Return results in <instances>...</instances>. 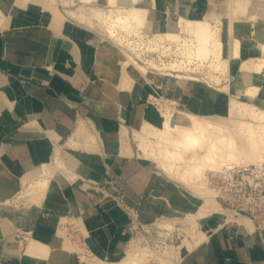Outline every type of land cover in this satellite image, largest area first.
<instances>
[{"label": "crops", "instance_id": "0c3cea01", "mask_svg": "<svg viewBox=\"0 0 264 264\" xmlns=\"http://www.w3.org/2000/svg\"><path fill=\"white\" fill-rule=\"evenodd\" d=\"M122 1L118 0V4L133 10L137 25L150 29L153 21L169 18L171 14L189 17L197 0H141L138 4L135 0ZM82 4L110 7L105 0H69L67 4L60 2L59 6L66 11ZM15 6L13 0H0V7L9 14L17 12ZM39 18L25 12L20 20L15 15L8 28H0V216L8 217L14 226V229L3 234L0 222V243L3 239L5 241L0 248L3 253L18 249V234L25 233L30 237H27L23 253L30 240L36 239L44 242L48 249L43 264H80L72 250L74 245L71 244V249L67 248L65 236L60 240L56 235L62 220L65 221L63 218L73 216L79 218L91 253L99 250L106 257H112L123 253L128 244L127 221L109 203L92 201L85 181L99 180L103 176V161L100 160L102 166L99 165V158L97 163L94 162L92 153L95 148L97 151L99 148L98 153L105 157L106 162L119 166L125 164V169L129 163L108 150L106 141L110 137L106 132L100 134L103 146L99 147L98 140L93 146L90 139L93 133L82 118L90 119L94 127L101 130H122L125 127L130 133L131 124L133 133L138 85L135 84L131 96L123 92L119 82L120 71L104 64L101 51L95 52L92 67H84L74 57L77 49L75 43L37 22ZM76 22L91 28L88 23ZM211 22L213 25L217 23L214 19ZM247 56L251 57V54ZM178 90L180 88L175 85L174 93L182 99ZM5 91H8V97ZM249 99L251 101H247L251 104H258L255 98ZM35 132L48 139L45 145L37 141L39 137L34 135ZM66 139L58 150L76 158L79 149L86 150V159L78 160L91 169L93 175L89 174L78 181L56 175L49 182L46 195L40 202L27 198L22 200V206L14 204L23 184L22 171L35 164L36 156L47 163L55 153L56 143ZM113 168L116 167L113 165ZM136 168L138 180L127 181L128 188L133 193L137 191L144 195L145 202L153 204L151 209H147L151 215L163 212L162 207L166 203L194 201L193 191L183 183L178 185L172 181H162L154 175L151 177V171L137 165ZM124 181L121 180L122 184H126ZM95 224L106 233L104 243L96 232ZM215 229L218 238L211 235L207 242L214 244L206 248L207 253L204 254V247L200 244L193 252L187 253L180 264H264V234L251 233L240 226L225 227L221 223Z\"/></svg>", "mask_w": 264, "mask_h": 264}, {"label": "bare ground", "instance_id": "6f19581e", "mask_svg": "<svg viewBox=\"0 0 264 264\" xmlns=\"http://www.w3.org/2000/svg\"><path fill=\"white\" fill-rule=\"evenodd\" d=\"M13 1L16 4V13L12 11L13 13L6 14L0 7V27H9L15 15L20 20L22 14L25 13L26 7L30 3L34 4L41 11V16L37 22L45 24V27L53 29L57 33L63 32L64 28L68 26L69 28L66 32H68L72 43L80 46L81 53L83 54L82 65L84 67L93 66L96 52L95 45L98 42L104 44L103 40L93 32L75 26L71 19L61 13L56 0ZM105 1L110 4V7L100 9L93 15L102 22V28H107H104V30H106L110 37L116 36L117 33H122L119 27L126 28L137 25L134 20V12L131 8L119 5L118 0ZM140 1L135 0L137 4ZM69 13L72 19L82 18L86 20L87 17V13L79 8L69 10ZM212 19L228 20V30L230 33L228 43L224 41L222 33L219 31L222 27L218 31L213 29ZM27 23L29 22L27 21ZM180 24L184 26L181 30H185L186 33L189 32L194 36L193 44L191 40L189 41V38L184 36L188 33L185 34L177 31L181 27ZM221 24L219 26H222ZM150 28L157 34V38L153 37L151 40L153 43L161 39H167L171 43L177 42L181 44L175 51L177 54H179L178 49H181V46L184 47L182 53L185 58L183 60L175 59L171 62L172 68L181 66L183 68L184 64L193 63L195 60L205 61L213 57L211 64L213 70L227 73L232 63L236 65L242 57H246L249 53L251 56L257 52L261 54L264 48V0L253 2H246V0H197L189 17L171 14L169 18L166 17L162 20L153 21ZM136 33L140 34L141 32L136 31ZM121 35L122 41L120 42L126 44L128 32H123ZM129 44L131 45V41L128 42ZM227 44L228 46H226ZM139 45L140 43H137L134 47L137 49ZM172 47L170 45L167 52L173 50ZM226 50H229L228 56H225L227 54L225 52ZM131 61L128 57H124L122 63H119L120 87L123 92L128 93L134 89V83L136 82V79L133 77L134 75L132 76L131 74V68H134L136 72H138L137 69H140L141 72L144 71L145 75L148 74L149 77L153 76V72H150L137 62L132 61L133 63H131ZM148 64L153 68L160 66L154 61H149ZM157 81L161 83V77ZM175 85L181 87L180 91L178 90V94L187 103V106L192 107L191 109L193 111L196 110V112L179 111V114H177L175 110L169 109L162 113H159L157 110H147L146 114L158 124V127H156L145 122L143 117L145 112L143 113L142 108L138 109L134 122L135 132L137 134L143 132V135L157 137L150 145L143 147L146 158H156V162L171 178L182 183L185 182L186 184H190L191 181H201L203 183L205 181L206 170H219L224 165H230L236 161L239 162L241 158L253 156V160L256 158L263 162L264 56L261 55L260 58L255 57L245 60L238 76L231 83L217 88L218 90L223 89L225 91L223 93H219L213 89L212 91L208 90L203 84L197 81L195 85H192L195 86L194 89L198 90L196 94L200 97L191 100L189 99V95L184 94V91L190 88L185 78L180 79ZM243 88L246 90L244 96L251 99L255 98L258 104L244 102L237 99V97L234 98L232 95H227L240 93L238 89ZM7 93L8 91H5V95L8 97ZM37 104L39 105L38 101H36V106H38ZM198 111L204 115L200 116L201 114L197 113ZM220 112L228 116H220ZM102 132H106L110 137L106 141L108 150L124 158L123 148L126 145L125 133L122 130H109L107 128L103 129L100 133ZM34 135L39 136L37 140L39 143L43 145L47 143L48 139L42 136V134L35 132ZM238 136H243L247 140L249 150L245 148V145L238 139ZM49 148L51 147L49 146ZM42 149L45 150V147H42ZM54 162L59 170H63L64 165L58 156V150L56 151ZM32 165L31 167H26L22 171V174L20 173L21 181L28 188L27 192L30 194L29 199L40 202L44 195H46L49 182L53 177V172L49 169L53 167V164L51 162H41L39 156H36L35 164ZM71 165L74 169L76 168L75 162ZM84 168L87 172L85 173L86 175H93L91 169L85 165ZM71 177L74 176L71 174ZM252 186H255V181H253ZM204 208L203 205L202 209ZM205 210L197 216L190 215L188 217L192 223L189 232L193 237V243L197 245L207 242V234L203 231L196 230L199 221L204 223L206 219L212 218L208 214L209 212L207 213ZM0 222L3 228V234L14 229L13 223L8 217L0 216ZM98 222L101 221L98 220ZM239 225L248 232L254 229L251 220L248 218H244L243 222ZM96 229L97 234L104 243L106 241V233L100 228H97V226ZM12 238L14 239V237ZM4 243V239L1 240V246ZM189 245L192 246L190 243ZM20 247L19 242L18 249L8 250L5 253L0 248V264H43V261L45 263V256L48 249L44 242L31 239L24 253ZM22 253L23 259L21 260L20 255ZM140 255L142 256V252L135 251L129 257L125 256L120 260H114L108 259L101 251L99 252L97 250L96 253H92V258L88 259L86 256H82L84 259L80 264H139L142 260Z\"/></svg>", "mask_w": 264, "mask_h": 264}, {"label": "rangeland", "instance_id": "374dc122", "mask_svg": "<svg viewBox=\"0 0 264 264\" xmlns=\"http://www.w3.org/2000/svg\"><path fill=\"white\" fill-rule=\"evenodd\" d=\"M56 2L61 13L71 19L75 26L91 31L96 34V36H100L99 38L103 40L104 44L98 42V44L96 43L95 48L96 51L102 52L103 62L105 65H111L120 71V64L122 63L123 58L128 57L130 60L141 64L150 72H153L152 78L149 77L148 74L145 75V72H141L140 69H137L138 72H136L134 68H131V74L132 76L134 75L133 77L136 79L134 86L136 83L138 85L136 89V95L138 97V102L135 105L137 106L136 112L138 109L142 108L143 113L145 112V114H143V117L145 116L144 121L152 126L158 127V124L151 117H149L148 114H146L147 110H157L159 113H162L169 109L175 110V113L177 114H179V111L192 113L196 112V110L193 111L191 109L192 107L190 108L187 106V104L174 93L175 84L180 81V79H186L190 88H187L184 91V94L189 95V99L191 100H195L200 97L196 94L198 93V90L194 89L195 86H193L197 83V81L200 84H203L208 90L212 91L213 89L219 93H223L225 92L223 89L218 90L217 88L231 83L238 76L237 74L241 71L242 64L245 60L255 57L260 58L261 55L264 56L263 48L261 54L257 52L253 53L254 55L251 57H242L237 65H234L233 63L231 64L230 70L227 73L213 70L211 66L213 57H210L205 61L195 60L193 63L190 62L184 64L183 68L182 66L172 68L171 62L175 59L183 60L185 58L182 53V50H184L183 46H181V49H178L179 54L175 52L181 44H178L177 42L171 43L167 39L156 40V42L153 43L151 40L157 35L155 31L151 28L150 30L146 28L143 29L144 27H140L138 25L126 28L119 27V30L122 32L121 34H123V32H128L127 40L125 39L126 44H124L120 42L122 41L121 34L117 33L116 36L110 37L106 30H104V28H107H102V22H100L98 18L96 19L93 15L98 10L104 8L100 6L79 5L72 9L79 8L80 10L85 11V13H87L86 20L82 18L72 19L69 16V10L72 9H66V11H64L59 6L60 2L67 4L69 0H56ZM39 11L40 9H38V6L30 3L24 12H30L39 17L41 16V11ZM4 12L9 14L6 10H4ZM214 20H216L217 23L216 25H213V29L218 31L220 27H222L219 31H221L224 41L228 43V40H230L227 23L228 20ZM76 21L88 23L91 28L83 26ZM220 24L222 26H219ZM183 27L184 26L181 25L177 31L185 34L188 33L184 36L189 38V41L191 40L193 44L194 36L189 32L186 33L185 30H181ZM0 28L2 29L5 27ZM68 28V26L65 27L64 31L61 32L62 37L66 39H70L68 32H66ZM136 31H140L142 34H137ZM129 41H131V45L129 44L130 46L128 45ZM137 43H140V45L137 46L136 49L134 46H136ZM75 45L77 49L74 51V57L82 64L83 54L81 53L80 46L76 43ZM170 45L173 46V50L167 52ZM226 46H228V44ZM225 52L227 53L225 56H228L229 50H226ZM132 61L131 63H133ZM149 61H154L160 66L153 68L149 66ZM159 77H161V83L157 81ZM132 91L129 92L130 96L132 95ZM238 92L240 93H231L227 95H232V97H237V99L241 101L251 103L247 101L250 99L244 96L246 93L245 89H238ZM197 113L201 114L200 111ZM203 115L204 114H201L200 116ZM219 115L228 116L227 114L221 112ZM82 119L88 124V126H90L91 132L93 133L90 138L93 142L91 144L96 146L95 143H97L98 140L99 147L101 148L103 146V139L100 136V132L102 130L99 128L97 129V127L95 128L90 119L85 117ZM129 126L131 129L130 133L127 128L124 127L122 129L123 133H125L126 139V145L125 148H123V157L126 159V163H129V168H127V166L125 169V164H121L119 166L116 163L106 162L105 157L100 156L98 153L99 148H97L98 151L95 148L93 150L95 153H92L95 158L94 162L97 163L96 160L98 161L99 158V165L102 166V164H100V160L101 162L103 161L106 170L103 168L102 179L85 181L86 190L93 197L92 201L96 200L104 204L109 203L113 206V208L117 209L120 214L124 215L125 220L127 221L125 225L129 232V241L124 249L125 251L112 257H108V259L114 258V260H120L123 257H129L130 254L138 251L142 252V256H140L143 260H141L139 264H180L182 258L185 257L187 253L189 254L193 252L194 249L199 246L193 243V237L189 232V229L192 227V223L188 217L190 215L197 216L199 213L203 212L204 209H206L205 212H209L208 214L212 218L206 219L204 223L199 221L197 223L196 230L203 231L207 234L206 241L211 239V235L213 236L212 238H218V233H215L218 232L215 229V226L220 223L224 224L225 227L240 226L239 224L243 222L244 218L251 220L254 226V233L259 232L264 234V159L263 162H261L255 157L254 158L256 160H253V156H250L249 158H241L239 162L236 161L233 164L224 165L219 170L208 169L206 170L205 181L203 183L201 181H191L190 184L183 182L184 185L193 191L192 194L194 195V201H188V203L178 201L175 203L176 206L174 203L171 205L170 203H166L162 207L163 212L151 215L147 209H151L153 204L145 202L144 195L138 193L137 191L133 193L128 188L127 181L138 180L136 165L151 171V177L154 175L157 179H162V181H172L178 185H181L182 182L171 178L159 166L156 162V158L148 159L145 157L143 147L150 145L157 139V137L143 135V132H141V134H137L135 130L132 133V125L129 124ZM115 130L118 129L115 128ZM239 136L238 139L245 145V148L249 150L247 140L243 136ZM66 141L67 139L65 141H61L60 143H56L55 153L48 161L53 164V167L49 169L53 172L52 178L56 175H64V177L78 181L88 176L85 174L84 164L79 161L86 159L87 151L83 148L79 149L77 151L78 158L69 153L63 154L60 150H58V148L63 146ZM57 150L58 156L64 165L63 170H59L54 162ZM73 162H75L76 165L75 169L71 165ZM113 165L116 168H113ZM71 174L74 177H71ZM248 175L252 178L254 177L253 180L255 181V186H251L249 181L245 179ZM148 178L149 177L147 176V179ZM121 180H125L124 182H126V184H122ZM27 189L28 188L25 185L21 184L17 195L18 200L13 202L14 204L22 206L25 201L24 199L30 198V194L27 192ZM92 201L91 203H93ZM203 205L205 207L204 209H202ZM63 219H65V221L62 220V224L57 229V237L62 240L63 236H65L66 247L69 249L72 247L71 244L74 245L72 250L80 263L84 259L82 256H86L88 259L92 258L91 249L86 241L87 236L82 232L80 222H78L79 218L68 216ZM216 219L221 221H215ZM27 237L30 236L25 233L18 234L17 240L21 242L22 250H24L27 245ZM189 243L192 244V246L189 245ZM210 244L211 242L202 244V247H204V254L207 253L208 250L206 248H208Z\"/></svg>", "mask_w": 264, "mask_h": 264}, {"label": "water", "instance_id": "95a60500", "mask_svg": "<svg viewBox=\"0 0 264 264\" xmlns=\"http://www.w3.org/2000/svg\"><path fill=\"white\" fill-rule=\"evenodd\" d=\"M245 179H247L249 181L251 186L253 185V181L254 180H253V178L250 175L246 176Z\"/></svg>", "mask_w": 264, "mask_h": 264}]
</instances>
